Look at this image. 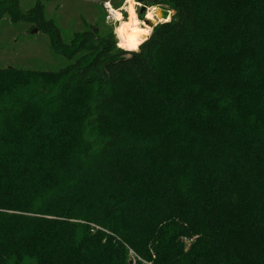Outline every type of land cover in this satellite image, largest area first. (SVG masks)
<instances>
[{"label": "trees", "instance_id": "trees-1", "mask_svg": "<svg viewBox=\"0 0 264 264\" xmlns=\"http://www.w3.org/2000/svg\"><path fill=\"white\" fill-rule=\"evenodd\" d=\"M19 1L76 61L0 69V264H264V0L146 1L136 51Z\"/></svg>", "mask_w": 264, "mask_h": 264}, {"label": "rangeland", "instance_id": "rangeland-1", "mask_svg": "<svg viewBox=\"0 0 264 264\" xmlns=\"http://www.w3.org/2000/svg\"><path fill=\"white\" fill-rule=\"evenodd\" d=\"M106 1L108 0H20L19 2L20 8L24 13L31 11L38 2H42L45 18L54 21L60 29L65 43H70L75 33L86 31L87 24H91L99 26L103 34L113 31L117 38L118 46L123 50H129L127 39L120 33L121 24L108 22L105 19L106 14L103 9V3ZM112 1L117 5H122V7L126 3V0ZM139 2L142 6H147L145 2L141 0ZM141 8L137 5L135 10L145 37L149 35L150 31L151 34L153 31L147 22L150 21L154 24L166 22L165 19L160 20L155 17L157 10L172 12L171 10L147 6L146 12L141 14ZM152 9H156V11L152 12ZM148 12L150 13L148 14ZM140 15H143V17H140ZM128 19L129 17L126 21ZM36 29L31 22L14 23L11 21L10 16H5L0 21V69L12 67L57 72L76 61V59L69 60L54 53L50 46L49 36L39 29L35 32ZM136 263L132 259L131 264Z\"/></svg>", "mask_w": 264, "mask_h": 264}, {"label": "bare ground", "instance_id": "bare-ground-1", "mask_svg": "<svg viewBox=\"0 0 264 264\" xmlns=\"http://www.w3.org/2000/svg\"><path fill=\"white\" fill-rule=\"evenodd\" d=\"M136 1L135 0H128L127 1V11L129 13V19H122V16L119 12L116 13V17L119 21L120 25V33L124 35L127 39L128 49L132 51H136L139 49V46L145 42L149 38V34L147 37L143 36L142 28L140 26V21L136 16ZM150 13V12H148ZM164 13L157 10L155 17L158 19H163ZM169 19L165 20L168 21ZM126 21V22H125ZM146 33V32H145ZM145 39V40H144Z\"/></svg>", "mask_w": 264, "mask_h": 264}, {"label": "built area", "instance_id": "built-area-1", "mask_svg": "<svg viewBox=\"0 0 264 264\" xmlns=\"http://www.w3.org/2000/svg\"><path fill=\"white\" fill-rule=\"evenodd\" d=\"M127 1L128 0H126L124 7L121 6L120 8L114 7L112 0H108V1L104 2L103 3V9L105 10V14H106L105 19L108 22L119 23V21L116 17L117 12H119L121 14L122 19H124V20L127 19L128 17H126V16H129V13H128L127 8H126ZM135 1H137V0H135ZM137 5L139 6V8L142 7V4H140L139 0H138V2H136V6ZM135 9H136V7H135Z\"/></svg>", "mask_w": 264, "mask_h": 264}, {"label": "water", "instance_id": "water-1", "mask_svg": "<svg viewBox=\"0 0 264 264\" xmlns=\"http://www.w3.org/2000/svg\"><path fill=\"white\" fill-rule=\"evenodd\" d=\"M141 1H142V2H146V1H151V0H141ZM146 10H147V6H142L140 13H141V14H144V13L146 12ZM163 13H164L163 20H164V19L167 20V19H169V16H170V18H171L173 15L176 14L175 11H172V12L165 11V12H163ZM168 21H169V20H168ZM168 21H167V22H168ZM147 24H149V25L152 27V30L154 29L155 26H157V24H154L153 22H150V21L147 22ZM37 31H38V29L35 30V32H37ZM150 35H151V34H150ZM149 38H150V36H149ZM149 38H148V39H149ZM148 39H147V40H148ZM147 40H146V41H147ZM146 41H145V42H146ZM143 43H144V42H143ZM143 43H142V44H143ZM142 44H141V45H142ZM141 45H140V46H141ZM140 46H139V47H140Z\"/></svg>", "mask_w": 264, "mask_h": 264}, {"label": "clouds", "instance_id": "clouds-1", "mask_svg": "<svg viewBox=\"0 0 264 264\" xmlns=\"http://www.w3.org/2000/svg\"><path fill=\"white\" fill-rule=\"evenodd\" d=\"M151 11H152V12H155V11H156V9H152ZM169 19H170V16H169ZM149 31H150V30H149Z\"/></svg>", "mask_w": 264, "mask_h": 264}, {"label": "crops", "instance_id": "crops-1", "mask_svg": "<svg viewBox=\"0 0 264 264\" xmlns=\"http://www.w3.org/2000/svg\"><path fill=\"white\" fill-rule=\"evenodd\" d=\"M149 14V13H148ZM141 26V25H140ZM142 28V27H141ZM147 28H150V27H147ZM150 33H151V31H150Z\"/></svg>", "mask_w": 264, "mask_h": 264}]
</instances>
